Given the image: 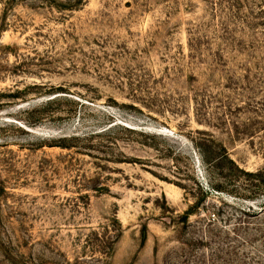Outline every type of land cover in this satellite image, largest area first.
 <instances>
[{"label":"rangeland","instance_id":"374dc122","mask_svg":"<svg viewBox=\"0 0 264 264\" xmlns=\"http://www.w3.org/2000/svg\"><path fill=\"white\" fill-rule=\"evenodd\" d=\"M0 264H264V0H0Z\"/></svg>","mask_w":264,"mask_h":264}]
</instances>
